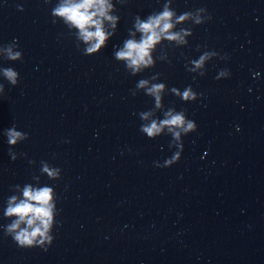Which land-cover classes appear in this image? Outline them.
Returning a JSON list of instances; mask_svg holds the SVG:
<instances>
[{
	"label": "water",
	"instance_id": "1",
	"mask_svg": "<svg viewBox=\"0 0 264 264\" xmlns=\"http://www.w3.org/2000/svg\"><path fill=\"white\" fill-rule=\"evenodd\" d=\"M161 3L117 4L115 35L88 56L62 23H52L44 0L0 3V44L16 37L23 53L3 62L19 81H4L0 130L15 123L29 133L14 146L15 161L0 136V204L10 185L39 174L40 160L61 168L56 181L41 176L59 197L52 244L17 248L0 230V264H264V0H174L178 13L205 7L211 19L192 27L187 46L166 45L170 64L158 60L130 76L112 58V44L127 35L135 14ZM197 44L228 59L213 58L193 80L184 62L199 54ZM222 67L231 75L214 79ZM154 72L169 87L191 84L204 94L189 103L164 96L166 107H183L198 126L166 168L153 161L171 154L170 137L149 139L138 130L136 113L152 99L129 93Z\"/></svg>",
	"mask_w": 264,
	"mask_h": 264
},
{
	"label": "clouds",
	"instance_id": "2",
	"mask_svg": "<svg viewBox=\"0 0 264 264\" xmlns=\"http://www.w3.org/2000/svg\"><path fill=\"white\" fill-rule=\"evenodd\" d=\"M3 3V0H0ZM50 4L52 23L58 21L64 25L68 33L74 37L76 47L83 55H94L108 46L115 35L120 21L117 4H126L127 0H44ZM174 0H162L158 10H152L145 15L139 13L132 17L131 26L127 35L118 43L112 44V58L121 63L130 76L143 73L151 69L156 62L171 63L168 47L182 48L188 45V37L192 35V27L200 25L211 19L205 7L177 12L173 7ZM17 10L23 11V5L17 4ZM159 49V52L157 50ZM195 50L199 53L195 58H185V71L197 76L206 75V65L213 58L228 59V54H221L217 50L208 49L197 44ZM183 56V53L181 52ZM23 53L13 37L10 42L0 44V96L5 92L6 81L10 86H16L19 81V72L3 62L22 60ZM160 72L136 80L129 93L135 96L138 92L152 99V107L141 110L136 115L140 120L139 132L149 139L161 135L170 137L168 148L171 154L162 161H153L158 168L170 167L176 163L183 152V137L197 130V123L189 118L186 109H177L174 105L165 106L164 96L171 94L182 103L197 101L204 94L198 92L191 84L182 88L169 87L161 79ZM231 75L227 67L219 68L213 77L216 80L226 79ZM254 72L253 76H258ZM238 130V129H237ZM4 143L8 145L7 154L12 161L17 159L18 153L14 146L25 141L29 133L17 128L15 123L0 130ZM68 141L65 140V143ZM131 151V149H129ZM23 156L24 153H19ZM55 154H53V158ZM28 163L34 164L32 159ZM39 174H34L31 181L10 185V195H7L0 204V230L5 237L11 239L17 248H40L47 250L54 240L53 229L60 221L56 219L59 213L57 202L59 197L54 185L42 183L41 176H46L49 181H56L61 177V168L47 160H40Z\"/></svg>",
	"mask_w": 264,
	"mask_h": 264
}]
</instances>
